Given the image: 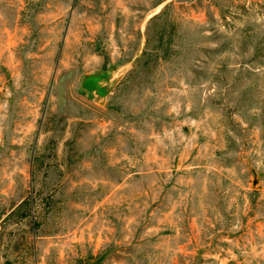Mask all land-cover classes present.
<instances>
[{
	"label": "rangeland",
	"instance_id": "rangeland-1",
	"mask_svg": "<svg viewBox=\"0 0 264 264\" xmlns=\"http://www.w3.org/2000/svg\"><path fill=\"white\" fill-rule=\"evenodd\" d=\"M0 264H264V0H0Z\"/></svg>",
	"mask_w": 264,
	"mask_h": 264
}]
</instances>
